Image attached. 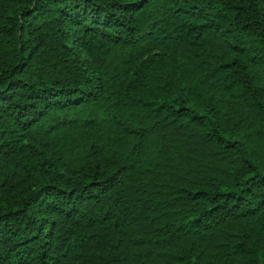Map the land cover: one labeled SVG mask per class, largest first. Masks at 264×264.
I'll return each instance as SVG.
<instances>
[{
  "label": "trees",
  "instance_id": "1",
  "mask_svg": "<svg viewBox=\"0 0 264 264\" xmlns=\"http://www.w3.org/2000/svg\"><path fill=\"white\" fill-rule=\"evenodd\" d=\"M0 264H264V0H0Z\"/></svg>",
  "mask_w": 264,
  "mask_h": 264
}]
</instances>
